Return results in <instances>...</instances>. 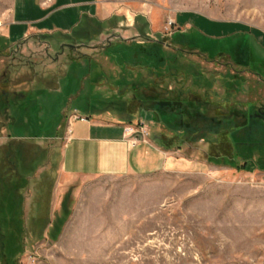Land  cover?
Masks as SVG:
<instances>
[{"label":"rangeland","instance_id":"374dc122","mask_svg":"<svg viewBox=\"0 0 264 264\" xmlns=\"http://www.w3.org/2000/svg\"><path fill=\"white\" fill-rule=\"evenodd\" d=\"M53 1L0 0V74L10 69L0 88L27 94L18 103L9 97L7 121L0 110V264H264V0H87L97 17L70 34L39 38L26 24L25 40L4 39L19 5ZM186 14L190 27L181 31ZM45 16L37 9L22 19ZM216 21L240 33L204 39L199 25L222 28ZM136 48L160 49L161 61L127 60ZM70 71L84 75L69 94ZM188 103L200 127H180L183 146L169 149L186 168L62 176L75 108L121 117L129 107L149 139L169 141L176 136L153 109ZM24 183L20 217L10 184ZM40 215L49 221L41 237Z\"/></svg>","mask_w":264,"mask_h":264},{"label":"crops","instance_id":"0c3cea01","mask_svg":"<svg viewBox=\"0 0 264 264\" xmlns=\"http://www.w3.org/2000/svg\"><path fill=\"white\" fill-rule=\"evenodd\" d=\"M68 8L71 9L68 10ZM93 8L94 6L87 0H54L49 5H36V3L31 5L29 2H23L18 6L14 21L4 35V39L9 42L18 41V39L25 40L28 35L22 36V27L25 29L26 24L33 25L30 26L32 35L39 38L54 33L70 34L71 25L73 28H78L84 20L86 22L91 20L90 12ZM37 9L46 16L42 19H35L34 21L37 22L33 24L32 22L27 23L28 19H22L24 14H31ZM188 16L189 14H186L177 21L178 26L182 27L181 31H186L190 27L185 25L189 23ZM216 22L224 24L223 27L212 29L204 24L199 25L198 32L205 37L204 39L212 42L223 41L240 33V28H234L237 26L235 23ZM226 27H232V30ZM79 96L81 97V93L76 97L79 98ZM118 103L124 102L120 100ZM85 110L87 111L86 108ZM88 110L89 114H80L79 109L75 108L73 114L86 121L72 120L69 122L68 120L66 125L65 143L61 151V174L64 178L151 175L163 170L186 168L185 162L165 149L156 138L151 137L149 142L141 143L136 147L129 143L124 136L125 127L133 125L130 120L132 116L127 114L130 113L129 107L125 109L127 113L121 117L115 116L110 111L92 114L89 108ZM141 120L140 117L138 122ZM58 185L60 189L61 182H58ZM52 200L54 201V196Z\"/></svg>","mask_w":264,"mask_h":264},{"label":"trees","instance_id":"16d2710c","mask_svg":"<svg viewBox=\"0 0 264 264\" xmlns=\"http://www.w3.org/2000/svg\"><path fill=\"white\" fill-rule=\"evenodd\" d=\"M159 43L160 42H158L157 45ZM161 44H163V43H161ZM157 47H159V46H157ZM184 47L188 48L187 46H184ZM131 51L132 50L127 49V51L124 52V56L128 57L127 60L131 59V56H134L135 59H136V57L138 55H140V56H144V58L146 57V59L150 61V66H152V64L155 63V62L158 63V62L161 61V58H160V55H159L160 54V49H155V48L154 49L151 48L150 50L149 49L148 50L140 49V48H136L135 49V51H137V52L141 51V53H135V52L132 53L133 51L132 52ZM0 55H1V53H0ZM77 67H78V64L73 63L71 65V69L70 70L77 69ZM90 71L92 73L91 66L88 67L87 73L89 74ZM70 72H69V74H70V77H69L70 83L68 82L69 85L66 86L67 87L66 92H68L69 94H70V91L72 90V88L76 89L78 86H80L79 84L81 83L82 75H84L83 73H81V75L78 73V74H76V76H77L76 77L75 74H73L72 71H70ZM9 74H10V69L6 70L5 73H1L0 74V87L1 86H5V85H9V79H10ZM75 77L78 80L74 79ZM26 95L27 94H21V93L15 92V91L11 92L10 90H5V89L0 88V110L2 109V111L4 113L3 117L5 118L3 120L7 121L9 118H11L10 116H8V113L11 110V104L10 103L13 100L9 99V97L10 98L13 97L18 103V100L25 99ZM139 104L140 105L137 104L138 107H142L143 108L145 106V103L142 102V101H140ZM191 105H192L191 103H188L185 106L184 109L178 108V107L175 108V109H172V107H170V108H167V111H164L165 107L163 108L162 106L160 107V109L159 108L153 109V112H155L157 118L159 120H161V122L163 124L166 125V129L176 136V139L175 138L173 140L170 139L169 141H167L165 139L166 137L164 135H162L161 137H157L156 139L161 144H163L164 148L169 150V149H171L173 147H181V146H183V145H181L182 144V141H181L182 139L180 137H178V133L180 131V127L181 128H188V125L195 126V129H198V127H200V122L198 123V120H199L198 113H196V112L194 113V110L192 112L193 107ZM64 118H65V116H64ZM186 120H189V121L187 122ZM182 121H186V123H182ZM65 126H66V123H65ZM178 127H179V129H177ZM48 131H50V130H48ZM200 137H201V139H203V136H200ZM177 140H179L181 143H178ZM233 140H234V138H233ZM214 144H218V143H214ZM228 154H230V153L227 152V156H228ZM228 157H231V156H228ZM212 159H214V161L220 160V159H218V157H215V156H212L211 154H209L208 157H207V160L208 161H213ZM224 160H226V159H224ZM11 168L13 169V166H11ZM15 169L16 168L13 169V172L16 171ZM0 185H1V187L6 188V182L5 181L2 180ZM44 185H43L42 191L41 190L39 191V192L43 193V196H44V187H45ZM10 186H11L12 198H13V200H15L14 203L12 202L13 203L12 206L15 205V207H16V209L18 211L17 214H19L17 216L21 217V192H22V189H25L27 185H26V183H24V185H22L24 187H22L21 184L20 185H18V184L17 185L10 184ZM46 188H47V185H46ZM47 191L48 190L46 189V196L48 197ZM14 196H16V197H14ZM19 209H20V211H19ZM22 214H23V212H22ZM42 214H44V213H42ZM44 215H46V214H44ZM44 215L43 216L40 215L42 218H39V220H38V222L41 221V224H42V228L37 230L39 235H40V237H41L43 231L45 230V228L47 227V225L49 224L48 219L45 218L46 216H44ZM18 221H20V219H18Z\"/></svg>","mask_w":264,"mask_h":264},{"label":"built area","instance_id":"2783aa9c","mask_svg":"<svg viewBox=\"0 0 264 264\" xmlns=\"http://www.w3.org/2000/svg\"><path fill=\"white\" fill-rule=\"evenodd\" d=\"M175 23L171 20L167 23L166 30L169 31L172 27H174ZM82 120L86 121V119L79 117L76 114L71 115L70 121ZM125 138L129 141V143L136 147L141 143H147L149 139V132L144 123H139L135 125H128L125 127Z\"/></svg>","mask_w":264,"mask_h":264}]
</instances>
